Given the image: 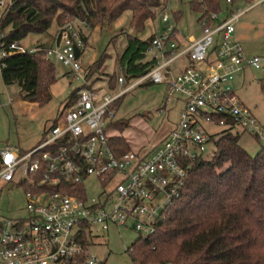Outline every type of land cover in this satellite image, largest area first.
<instances>
[{"label": "built area", "instance_id": "2783aa9c", "mask_svg": "<svg viewBox=\"0 0 264 264\" xmlns=\"http://www.w3.org/2000/svg\"><path fill=\"white\" fill-rule=\"evenodd\" d=\"M248 4L245 11L228 9L224 18L214 12L201 16L197 38L179 39L176 20L161 13L165 26L145 53L150 55L147 61L156 63L113 96L87 86L78 61L84 33L73 22L58 27L48 46L31 50L6 43L0 29V69L7 56L43 51L46 60L67 69L68 77L82 81L73 102L64 106L37 146L20 151L0 145V183H13L18 176L16 183L23 186L27 200L25 214L0 221V264H104L85 241L93 225L103 232L130 229L146 238L180 196L189 169L214 136L222 131L246 133L264 144L262 125L233 84L243 68L264 71L263 59L246 55L235 36V23L244 12L256 6L264 10V0ZM6 7L0 0V21ZM145 81L165 87L156 117L172 101L181 103L177 123L151 149L116 156L107 128L116 115L112 105ZM117 82L123 86L124 78L117 77ZM90 178L100 185L99 195H87ZM77 186L85 197L71 193Z\"/></svg>", "mask_w": 264, "mask_h": 264}, {"label": "trees", "instance_id": "16d2710c", "mask_svg": "<svg viewBox=\"0 0 264 264\" xmlns=\"http://www.w3.org/2000/svg\"><path fill=\"white\" fill-rule=\"evenodd\" d=\"M11 1L1 12L0 29L6 43H19L28 34L46 33L53 23L59 27L67 19L82 22L91 30L105 27L126 11L131 13L129 27L135 34L163 8L162 0ZM189 5L200 17L221 12L220 0H189ZM152 38L127 35L118 58L127 83L156 63L155 59L147 61L145 55ZM103 60L101 56L87 69L86 81L97 79L94 76ZM3 62L1 80L5 86H16L22 101L43 105L50 100V87L57 81L56 68L43 51L12 54ZM115 81V76L108 79L109 89L114 88ZM78 89L69 95L65 106L73 102ZM260 89L264 99V79ZM127 126L113 120L107 128ZM262 127L264 130V124ZM239 139L238 133L222 131L212 139L213 153L195 159L180 196L163 211L153 233L131 245L129 254L136 264H264V144L251 155ZM109 144L116 156L131 150L122 137H110ZM71 193L86 196L81 186Z\"/></svg>", "mask_w": 264, "mask_h": 264}, {"label": "rangeland", "instance_id": "374dc122", "mask_svg": "<svg viewBox=\"0 0 264 264\" xmlns=\"http://www.w3.org/2000/svg\"><path fill=\"white\" fill-rule=\"evenodd\" d=\"M3 1L8 6L10 0ZM162 5L163 8L156 11V17L146 21L144 29L135 34L129 27L131 17L129 11L124 12L112 24L92 30L84 29L81 22L66 20L73 22L77 30H81L86 37V43L78 57L83 75L101 56L104 59L102 68L94 76L97 79L86 81L84 77L87 86L91 84L92 87L102 88L113 96L131 85L135 80L127 83L118 63V58L126 44V37L135 35L140 39H147L152 36L155 29L165 26L160 17L165 11L169 21L181 18L177 26L181 35H194L199 14L190 9L189 0H162ZM248 5L245 0H232L230 4L226 3V0H220V18L228 15V9L237 13L245 11ZM57 30L58 26L53 23L46 33L28 34L19 44L25 50L48 46ZM235 35L242 43L245 52L264 58V11L261 7L243 13L235 23ZM149 57L150 55H147L146 59ZM54 65L57 81L50 87V100L43 105L22 101L18 88L5 86L0 76V145L11 146L20 151H28L37 146L42 141L44 132L61 113L66 99L82 85L81 80H72L64 74L67 72L66 68L58 63ZM111 76H115V79L122 76L124 85L119 87L118 82L115 81L114 88L109 89L108 79ZM261 79H264L262 69L245 68L236 75L234 88L240 100L253 112L257 122L263 125L264 99L260 89ZM164 98L165 87L148 81L127 90L115 103L114 121L126 122L128 126L124 129H109V132L115 133L111 137H122L130 149H135L136 147H131L134 145H140L141 151L151 149L174 128L178 120L181 103L176 101H172L160 117L155 116L156 111L163 108ZM214 138L215 136L212 139ZM128 139H132L134 145L129 144ZM239 143L251 155H255L263 144L246 133L240 134ZM213 151L212 140L207 146L206 156H210ZM17 180L18 176L13 183H0V221L26 213L27 200L24 188L16 183ZM101 191L96 180L90 178V184L86 188L87 195L96 196ZM139 237L138 233L130 229L122 228L119 231L110 229L108 232H103L97 225H93L92 234L87 236L85 241L104 264H136L131 259L128 248Z\"/></svg>", "mask_w": 264, "mask_h": 264}, {"label": "crops", "instance_id": "0c3cea01", "mask_svg": "<svg viewBox=\"0 0 264 264\" xmlns=\"http://www.w3.org/2000/svg\"><path fill=\"white\" fill-rule=\"evenodd\" d=\"M245 2H248V0H245ZM256 7H259V6H256ZM256 7H253V8H251V9H249V10H247L246 12H248V11H250V10H252V9H254V8H256ZM263 10V9H262ZM264 11V10H263ZM246 12H244V14L246 13ZM243 15V14H242ZM241 15V16H242ZM240 16V17H241ZM199 15H198V17H197V19H196V24H197V21H198V19H199ZM239 17V18H240ZM181 19V18H180ZM180 19H179V21H180ZM176 20V19H175ZM179 21H177L176 20V24H177V26H178V22ZM164 27H161V28H157V29H155V32H154V34L158 31V30H161V29H163ZM177 31V35H178V37H179V39H187L188 37H193V38H197V37H199L200 36V30H199V28H198V26H197V30L195 31V33H194V35H190V36H183V35H181L180 34V32H179V30L177 29L176 30ZM154 34H153V36H154ZM236 36V35H235ZM236 38L238 39V37L236 36ZM239 40V39H238ZM240 41V40H239ZM241 43V42H240ZM242 44V43H241ZM243 46V45H242ZM245 51V50H244ZM246 53V55H248V56H255V55H252L251 53H247V52H245ZM263 59V65H264V58H262ZM243 69H245V68H243ZM243 69H241L240 71H238L237 73H236V75L239 73V72H242V70ZM67 77H68V75H67V73L65 72L64 73ZM236 75H235V79H234V83L233 84H235V80H236ZM109 134H110V136H114L115 135V133L114 132H109ZM128 142H129V144L131 143V145H134V141L132 140V139H128L127 140ZM131 147H136L135 149H133V150H139V149H141V146L140 145H134V146H131ZM136 150V151H137Z\"/></svg>", "mask_w": 264, "mask_h": 264}, {"label": "water", "instance_id": "95a60500", "mask_svg": "<svg viewBox=\"0 0 264 264\" xmlns=\"http://www.w3.org/2000/svg\"><path fill=\"white\" fill-rule=\"evenodd\" d=\"M75 53H76V56L79 55V51H78L77 49L75 50ZM145 73H146V71H145ZM145 73H144V74H145Z\"/></svg>", "mask_w": 264, "mask_h": 264}]
</instances>
